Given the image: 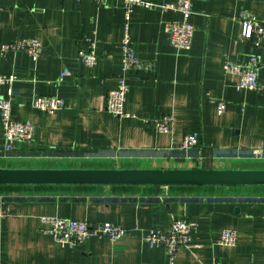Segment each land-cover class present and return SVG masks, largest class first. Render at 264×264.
<instances>
[{
    "label": "crops",
    "instance_id": "0c3cea01",
    "mask_svg": "<svg viewBox=\"0 0 264 264\" xmlns=\"http://www.w3.org/2000/svg\"><path fill=\"white\" fill-rule=\"evenodd\" d=\"M135 6L129 32L148 71L128 75L129 116L106 109L121 72L124 0H0V44L36 38L42 52L7 51L2 74H16L12 117L34 124L31 141L7 143L0 115V167L264 168V92L239 88L225 73L224 59L244 64L259 58L264 83V37L258 47L242 36L240 14L264 20V0H194L195 34L189 50L172 46L164 29L181 13L159 6L178 0H144ZM88 36L99 60L85 66L78 51ZM0 84V96L7 94ZM35 95L58 96L66 107L55 114L35 108ZM220 102L225 111L218 113ZM172 115L167 133L143 118ZM199 132L189 150L183 139ZM109 221L126 228L113 243L92 236L71 248L55 242L41 216ZM197 223L193 246L182 247L173 264H264V186L0 185V264H170L167 250L145 240L151 228L175 219ZM224 229L238 232L236 246L217 240Z\"/></svg>",
    "mask_w": 264,
    "mask_h": 264
},
{
    "label": "built area",
    "instance_id": "2783aa9c",
    "mask_svg": "<svg viewBox=\"0 0 264 264\" xmlns=\"http://www.w3.org/2000/svg\"><path fill=\"white\" fill-rule=\"evenodd\" d=\"M105 4L107 0H96ZM194 0H178L176 3H166L160 8L164 10H175L181 13V20L167 22L164 29L170 35L172 46L179 50H189L192 47L195 34V25L191 18L194 13ZM135 6L158 7L156 4L144 0H124L125 32L122 38V61L121 72L116 77V85L110 89L106 98V109L109 113L118 117L129 116L125 109L127 93L129 90L128 75L134 71H148L154 68V63L141 58L134 48V43L129 32V21ZM242 25V36L249 40L253 46L260 45L264 37V20L249 10H243L240 14ZM85 45L78 51L79 60L87 67L97 65L99 56L97 54V41L86 36ZM7 51H25L34 60H37L42 52V43L36 38L20 37L12 42L0 44V61ZM225 73L237 74L240 78L239 88L258 90L264 92V83L259 77V58L250 54L244 64H238L224 59L222 64ZM20 80L16 74H2L0 72V84L7 85V94L0 96V115L3 126V138L7 143L31 141L34 137V124L28 120H17L12 117L13 103L16 98L14 84ZM32 105L44 112L55 114L66 107L64 99L58 96L35 95ZM225 111V103L220 102L218 113ZM145 124L153 126L157 131L167 133L174 124L172 115H164L160 118H143ZM199 132H189L183 139V148L189 150L199 143ZM44 230L50 233L55 242L62 246L71 248L86 242L92 236L106 237L115 243L126 235V228L121 225L103 221L91 223L88 220L62 217L58 215L41 216ZM197 223L187 218L175 219L170 228H151L148 230L145 240L151 246H162L167 250L170 264H173L182 247L193 246V232ZM217 244L223 246H236L238 243V232L234 229H224L218 238Z\"/></svg>",
    "mask_w": 264,
    "mask_h": 264
},
{
    "label": "water",
    "instance_id": "95a60500",
    "mask_svg": "<svg viewBox=\"0 0 264 264\" xmlns=\"http://www.w3.org/2000/svg\"><path fill=\"white\" fill-rule=\"evenodd\" d=\"M0 185L264 186V168L0 167Z\"/></svg>",
    "mask_w": 264,
    "mask_h": 264
}]
</instances>
